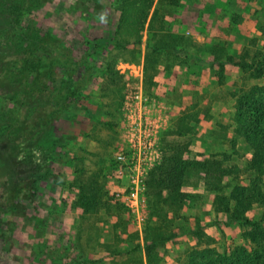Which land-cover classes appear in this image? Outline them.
<instances>
[{
    "label": "rangeland",
    "instance_id": "374dc122",
    "mask_svg": "<svg viewBox=\"0 0 264 264\" xmlns=\"http://www.w3.org/2000/svg\"><path fill=\"white\" fill-rule=\"evenodd\" d=\"M9 1L0 0V54L7 51L4 39L10 20L4 9ZM238 1L230 10L222 8L224 3L220 0H181L173 18L168 19V33L184 37L185 46L178 48L180 51L177 53L166 54L159 59L157 76L151 84L146 77L149 22L140 40L131 43V47L140 52L135 59L131 53L115 45L89 57L95 68V79L85 89L75 112L56 122L36 141L23 144L11 163V169L0 177V264H72L66 259L69 254L83 255L86 264L123 263L126 260L130 264L145 258L147 191L141 232L129 208L115 198L116 193L127 187V182L122 183L116 175L115 162L116 155L126 149L122 127L125 99L131 91L139 88L138 74L143 71V91L159 104L155 112L162 109L167 120L158 137L159 159L149 170L148 177L162 162L164 142L189 145L192 157L198 160L207 158L212 149L219 150L220 146H214L210 136L218 124H228L235 104L233 97L241 89L264 86V78L253 79L249 72L227 66L225 84L218 86L219 70L208 64L209 55H196L194 52H208L214 43L224 47L229 54L241 53L252 38H260L264 15L256 13L258 4L253 2L248 8L247 0ZM98 5L102 7L98 19L81 13L78 0H58L42 15L55 34L74 46L82 56L95 40L116 38L119 20L117 0H101ZM263 44L264 40L261 41ZM213 99L218 101L212 105L210 113L213 118L208 124L196 126L187 137L166 136L173 119L195 106L204 110L206 103ZM2 104L0 99V107ZM216 132L220 130L216 129ZM238 143L242 154H248L244 139H238ZM92 181L103 185L110 201L122 207V215L132 230L139 234L134 246L141 247V250L133 252L129 249L120 257L103 259L110 253L99 245L111 246L115 238L114 228L107 223L106 210L100 208L98 212L86 214L76 206L78 186ZM20 186L26 190L18 196L13 194V190ZM184 191L190 195V213L198 215L202 225L206 226L204 231L213 239L217 249L242 243V235L248 229L214 212L213 195L207 190L202 172H188ZM262 211L255 207L248 217L255 220ZM212 222L218 224L211 226ZM177 226L184 235L159 248L162 264H179L188 249L196 244L188 235L194 229V217H190L187 224L178 221ZM123 249L127 250V247L119 250Z\"/></svg>",
    "mask_w": 264,
    "mask_h": 264
},
{
    "label": "trees",
    "instance_id": "16d2710c",
    "mask_svg": "<svg viewBox=\"0 0 264 264\" xmlns=\"http://www.w3.org/2000/svg\"><path fill=\"white\" fill-rule=\"evenodd\" d=\"M57 1L10 0L4 9L10 26L4 39L7 51L0 54V99L3 102L0 107V177L11 169L23 144L36 141L56 122L75 112L85 89L95 79L90 56L115 45L135 59L140 52L131 47V43L140 40L149 22L146 77L151 84L157 76L159 59L177 53L178 48L185 46L184 37L168 33V19L173 18L181 0H117L116 38L95 40L90 43L91 48L79 56L74 46L55 34L42 15ZM78 1L81 13H88L92 19L99 18L102 7L98 2L101 0ZM262 27L260 38H252L241 53L229 54L224 47L214 43L208 52L195 50L196 55L207 53L208 64L219 70L218 86L225 84L227 66L249 72L253 79L264 78V44L261 45L264 25ZM233 98L235 104L228 124H218L210 136L212 144L220 149H212L207 158L192 157L187 144L164 142L162 162L150 172L147 180L145 258L130 264H162L159 248L181 239L184 234L177 222L187 224L190 217H194V229L188 235L196 244L188 249L179 264H264V211L259 220L248 217L255 207L264 210V86L241 89ZM217 101L207 102L204 110L195 106L193 110L181 113L172 120L166 136L187 137L196 126L208 124L213 118L212 105ZM240 138L249 148L246 155L240 151ZM191 170L204 174L207 190L213 195L214 212L248 229L242 235L241 244L217 249L198 215L190 213V195L184 191V186ZM248 175L250 177L246 178ZM103 188L96 181L78 186L76 202L86 214L98 212L100 208L106 210L107 223L114 228L115 238L111 246L99 245L110 253L103 259L120 257L129 249L133 252L141 250L134 246L139 234L122 215V207L113 204ZM25 190L20 186L12 193L18 196ZM217 224L212 222L210 225ZM121 247H127V250H119ZM66 259L72 264H86L81 254H69ZM127 262L111 261L108 264H129Z\"/></svg>",
    "mask_w": 264,
    "mask_h": 264
},
{
    "label": "built area",
    "instance_id": "2783aa9c",
    "mask_svg": "<svg viewBox=\"0 0 264 264\" xmlns=\"http://www.w3.org/2000/svg\"><path fill=\"white\" fill-rule=\"evenodd\" d=\"M138 78L139 88L130 92L123 107L125 118L122 127L126 149L115 157L116 175L122 183L127 182V187L116 193L115 198L129 208L141 232L147 203V177L159 159L158 137L167 120L162 109H159L160 114L155 112L159 104L143 91V71Z\"/></svg>",
    "mask_w": 264,
    "mask_h": 264
},
{
    "label": "crops",
    "instance_id": "0c3cea01",
    "mask_svg": "<svg viewBox=\"0 0 264 264\" xmlns=\"http://www.w3.org/2000/svg\"><path fill=\"white\" fill-rule=\"evenodd\" d=\"M220 1H222V3H224V6H222V8H224V9H227L228 8L230 10H233L235 8V5L239 2L238 0H220ZM246 2L248 4V8L252 5L253 2H254V4H258L257 5V8H256L257 9L256 10L257 11L256 13H258V16L259 15L260 16H263L264 15V0H254V1H251V0L248 1L247 0ZM234 17H235V14H234ZM255 22L257 23V20H255ZM223 24H225V23L223 22ZM255 217H256L255 220H259L261 218V215L259 214V215H256Z\"/></svg>",
    "mask_w": 264,
    "mask_h": 264
}]
</instances>
